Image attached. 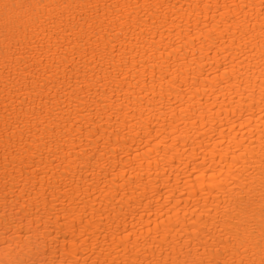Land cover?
<instances>
[{"label": "bare ground", "instance_id": "bare-ground-1", "mask_svg": "<svg viewBox=\"0 0 264 264\" xmlns=\"http://www.w3.org/2000/svg\"><path fill=\"white\" fill-rule=\"evenodd\" d=\"M0 264H264V0H0Z\"/></svg>", "mask_w": 264, "mask_h": 264}]
</instances>
